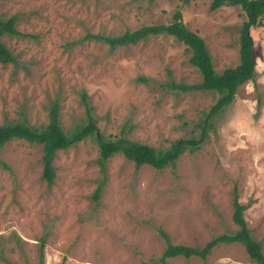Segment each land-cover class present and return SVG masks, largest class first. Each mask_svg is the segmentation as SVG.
<instances>
[{"label":"rangeland","instance_id":"rangeland-1","mask_svg":"<svg viewBox=\"0 0 264 264\" xmlns=\"http://www.w3.org/2000/svg\"><path fill=\"white\" fill-rule=\"evenodd\" d=\"M210 0H0L21 36H4L15 63H0V124L48 122L56 103L62 128L87 122L105 137L123 135L166 149L199 139L173 167L135 166L122 153L100 169L92 137L59 150L51 185L42 178L41 145L11 139L0 149V264H162L166 242L204 246L238 226L233 196L264 255V25L252 27L256 76L208 120L219 94L185 90L201 82L191 52L169 35H149L110 49L88 35L115 36L169 24L181 8L185 26L205 42L214 69L239 63L245 15ZM264 22V21H263ZM207 119V120H206ZM101 185L98 198L96 188ZM165 264H257L240 243H220L206 258Z\"/></svg>","mask_w":264,"mask_h":264},{"label":"trees","instance_id":"trees-1","mask_svg":"<svg viewBox=\"0 0 264 264\" xmlns=\"http://www.w3.org/2000/svg\"><path fill=\"white\" fill-rule=\"evenodd\" d=\"M181 4H187L190 0H180ZM224 5L239 6L245 15L239 35V63L234 67H228L221 72L214 69L211 57L207 51L204 40L195 32L189 30L183 20L181 8L177 7L169 24L142 25L134 30H126L115 36L88 35L109 45L110 49L136 44L149 35H169L177 41L182 42L186 49L191 52L189 63L197 68L202 79L200 83L183 86L185 90H213L219 96L211 106L206 118L210 120L218 114L225 106L231 104L240 86L248 81H254L256 76V58L253 37L250 29L264 25V0H210L209 9L216 10ZM16 28V17L0 16V63H15L12 52L2 41L4 36H21ZM87 122L76 125L70 132H66L59 120V108L54 103L49 110L48 122L39 127L31 126L26 120H8L0 124V149L11 139H21L33 144L41 145V162L43 166L42 178L48 185L55 178V167L53 160L59 150H65L79 141L92 137L98 144V163L104 170L105 162L114 154L122 153L126 159L133 161L139 167L148 164L156 169L167 166L173 167L179 156L185 151H194L199 148L205 133L199 139L178 138L166 149L155 147L137 140L129 139L123 135H109L105 137L96 124V120L87 113ZM206 119V120H207ZM101 185L96 188L94 197L98 198ZM232 220L238 226L234 232H224L215 236L204 244V246H187L173 244L169 236L160 230L166 245L155 263H166L167 258L192 256L206 258L212 249L220 244L240 243L244 246L250 259L257 264H264V255L260 242L256 241L250 234L244 218V211L248 204H242L235 193L233 196Z\"/></svg>","mask_w":264,"mask_h":264}]
</instances>
